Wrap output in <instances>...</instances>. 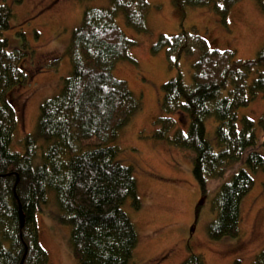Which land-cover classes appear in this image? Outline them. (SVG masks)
<instances>
[{
    "label": "trees",
    "instance_id": "16d2710c",
    "mask_svg": "<svg viewBox=\"0 0 264 264\" xmlns=\"http://www.w3.org/2000/svg\"><path fill=\"white\" fill-rule=\"evenodd\" d=\"M1 1L0 264H20L26 248L24 264H49L38 242L36 217L50 197L55 199L52 195L58 221L70 227L77 264H133L139 234L124 207L139 211L142 200L134 170L120 162L121 150L114 143L143 107L141 98L114 75L120 62H135L131 51L137 47L117 18L122 13L128 27L147 33L150 0H109L108 8L85 9L66 51L71 74L59 95L40 107L35 131L23 137L19 149L13 146L18 122L7 94L26 80L21 64L27 42L20 34V50L9 51L4 34L11 30L14 12ZM240 1L171 0L185 16L189 9L209 7L225 27ZM254 1L264 13V0ZM163 50L171 68L182 59L191 62L192 83L179 73L162 85L155 138L193 154V175L203 199L209 196V182H223L211 202L215 217L208 235L216 242L237 239L242 204L255 184L250 171L264 173V141L257 124L239 118V110L264 93V47L254 59L240 60L233 50L212 48L195 29L160 35L152 53ZM259 124L264 129V116ZM183 264L205 261L191 253ZM253 264H264V250Z\"/></svg>",
    "mask_w": 264,
    "mask_h": 264
},
{
    "label": "rangeland",
    "instance_id": "374dc122",
    "mask_svg": "<svg viewBox=\"0 0 264 264\" xmlns=\"http://www.w3.org/2000/svg\"><path fill=\"white\" fill-rule=\"evenodd\" d=\"M14 1L1 2L14 12L11 30L4 34L9 51L20 50V34L27 42V57L21 64L26 80L7 94L18 122L13 146L19 149L23 137L35 131L40 107L59 95L64 80L71 74L66 51L85 9H105L110 3L109 0H22V4ZM149 3L147 33L128 27L122 13L117 18L119 27L137 42V47L131 51L135 62H120L114 75L141 98L143 107L114 143L121 150L120 162L134 170L142 200L139 211L130 205L124 207L139 234L133 264H183L191 253L202 255L205 264H253L264 250V173L250 171L255 184L242 204L239 237L212 241L208 235L215 217L211 202L223 182H209V196L203 199L193 175V154L155 138L156 122L162 115V85L179 73L190 85L192 64L182 59L179 67L171 68L166 50L154 54L152 47L160 35L177 36L196 29L212 48L233 50L240 60L254 59L264 47V13L256 1L242 0L233 8L225 27L209 7L189 9L185 16L171 0ZM58 58L61 60L57 66H51ZM263 116L264 93L239 110L240 119L256 122L261 142L264 129L259 121ZM231 174L229 171L227 175ZM55 199L50 197L37 214L38 242L47 251L49 264H77L71 251L70 227L58 221Z\"/></svg>",
    "mask_w": 264,
    "mask_h": 264
},
{
    "label": "water",
    "instance_id": "95a60500",
    "mask_svg": "<svg viewBox=\"0 0 264 264\" xmlns=\"http://www.w3.org/2000/svg\"><path fill=\"white\" fill-rule=\"evenodd\" d=\"M19 215H20V228H21V231L23 230L24 228V225H25V216H24V213L22 211V208L20 206V211H19ZM27 254H28V249L26 248V252L23 256V259L21 261L20 264H24L25 263V260H26V257H27Z\"/></svg>",
    "mask_w": 264,
    "mask_h": 264
}]
</instances>
